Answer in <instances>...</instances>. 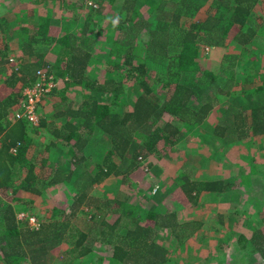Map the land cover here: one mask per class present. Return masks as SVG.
Listing matches in <instances>:
<instances>
[{"label":"trees","instance_id":"1","mask_svg":"<svg viewBox=\"0 0 264 264\" xmlns=\"http://www.w3.org/2000/svg\"><path fill=\"white\" fill-rule=\"evenodd\" d=\"M28 1L37 6L55 0ZM115 1L91 0L97 12ZM198 1L121 0L118 34L108 36L107 50L86 37L88 20L79 38L65 32L51 46L50 20L27 25L34 10L0 17V73L6 75L0 83V264H78L95 241L110 246L108 264H169L173 248L179 249L200 230V223L180 222L174 206L195 204L202 192L222 194L228 182L186 180L177 198L166 195L146 212L125 192L137 184V173L148 171L145 160L167 155L182 125L203 124L219 97L228 104L211 127L214 138L229 143L264 138V19L253 11L259 0H211L203 20L197 18L202 7ZM140 7L147 9L153 23ZM143 33L148 37L146 55L166 68L158 75L159 91L149 85L147 62L139 55L136 41ZM8 38L15 39L21 51L17 64L6 56ZM231 40L241 47L259 46L262 63L258 71L251 70V77L261 80L262 88L234 92L238 56L225 53L218 62L204 56L206 46L223 49ZM49 53L51 62L46 60ZM94 61L101 76L93 79ZM254 61L249 60L253 67ZM39 71L53 78L57 88L50 94L61 98L54 115L61 122L52 132V147L65 148L60 152L69 160L65 168L49 163L50 145L33 148L39 127L9 119L21 104L22 90L34 83ZM126 83L140 92L130 109L116 106L112 97ZM70 90L80 92V103L67 100ZM164 116L171 122L162 123ZM61 185L72 187L66 209L54 210L49 221H38L37 229L18 219L25 212L18 202L20 193L41 196ZM100 186L108 194L94 195ZM80 215L90 223L86 232L71 226L70 219ZM109 216L115 217L113 222ZM164 233L177 246L159 244ZM248 244L264 261V232L255 230Z\"/></svg>","mask_w":264,"mask_h":264},{"label":"rangeland","instance_id":"2","mask_svg":"<svg viewBox=\"0 0 264 264\" xmlns=\"http://www.w3.org/2000/svg\"><path fill=\"white\" fill-rule=\"evenodd\" d=\"M90 2L91 0H55L34 6L28 0H0V17L3 15L13 17L14 14L20 16L29 9L34 10L33 18L29 19L27 25L32 28L35 23L41 24L44 19L50 20L52 22L49 35L51 46L55 38L65 32L79 38L83 32L84 23L88 20L86 37L93 38L96 43L107 50L108 46L105 42L108 36L115 37L118 34L115 26L121 0H116L113 6H107L101 12H97V5L93 7L94 10H90ZM198 4L202 7L197 18L203 20L211 9V0H199ZM140 9L141 13L153 23L152 18L148 16L147 9L145 7H140ZM253 11L257 18L264 19V0H259ZM2 37L3 35L0 38ZM147 39V34L143 33L136 43L141 49L139 50L141 59L144 61L146 59L147 62L149 85L159 91L161 84L158 83V75L164 73L166 68L159 61L146 55ZM7 41L10 49L6 56L12 60L13 64H17L21 56L17 41L10 38ZM0 43L3 44L2 41ZM225 53L238 56L234 66L236 77L234 92L242 93L250 90L252 86L254 89L262 88L261 80L251 77L253 75L251 70L258 71L262 63L259 46L241 47L231 40L226 48L206 46L203 52L204 56L213 62H218L221 55ZM248 58L249 60L255 59L254 67L251 66ZM52 59V53H49L46 60L51 62ZM97 66L99 65L95 61L91 65L94 71L93 79L101 76ZM6 71L7 75L11 74L7 68ZM5 77L6 75L0 73V83H3ZM125 86L121 93L112 97L115 98L116 106L125 105L130 109L140 92L134 90L135 87L129 83ZM67 96L68 101L74 100L75 103H80L82 100L80 92L75 90L68 91ZM119 96L122 99H119ZM60 102V97L49 93L42 96L36 104L35 115L38 119L36 124L32 125L39 127V130L34 139L33 148L35 145L37 147L44 144L50 145L49 163L52 166L58 165V168H65L69 160L65 154L60 155L62 151L65 153V148L63 149L61 145L52 147L54 143L52 132L60 126L61 122L54 117L57 111L56 106ZM227 104L228 99L219 97L215 102L214 110L209 113L203 124L200 126L197 124L182 125L178 142L167 155L161 159L152 155L145 160L148 171L146 173L141 171L133 177L137 184L133 183L130 190H125L121 186V190H125L129 195L130 201L146 212L161 203L166 195L177 198L186 180H224L228 182V188L222 194L202 192L195 204L184 207L174 206L180 222L195 221L200 223L201 228L194 236L182 243L179 249L175 250L173 245L177 246V243L171 236L167 238V233L160 236L157 240L159 244H166L173 248L169 256L172 259L169 264H264L255 248L248 244L255 230L264 232V138H248L231 143L214 138L211 135V127L214 126L218 115ZM11 113L9 119H13ZM166 122H171L168 116H164L162 123ZM162 123L160 125H163ZM39 151H42V148H39ZM44 168H47V164ZM70 188L72 187L67 188L62 185L49 187L41 196L20 193L17 196L18 202H21L20 208L25 212L19 213L17 217L23 221L27 217L40 222L49 221L54 210L66 209V199L71 195ZM101 189V186L96 187L93 194H108V190L102 191ZM110 190L112 192L114 186ZM170 205L171 201L168 207ZM66 214L69 215L68 212ZM86 217V215H80L70 219L71 226L80 228L84 232L88 231L90 223L85 220ZM108 218L111 222L115 219L114 216ZM109 256L110 246L101 241H95L91 243V253L78 264H108Z\"/></svg>","mask_w":264,"mask_h":264},{"label":"built area","instance_id":"3","mask_svg":"<svg viewBox=\"0 0 264 264\" xmlns=\"http://www.w3.org/2000/svg\"><path fill=\"white\" fill-rule=\"evenodd\" d=\"M89 5L96 7L91 2ZM10 61L12 62V60ZM56 86L57 84L53 78L50 76L48 77L44 71L37 72L34 83L22 90L23 102H21L20 108L13 112V120H26L31 125L36 124L38 119L37 115H35L36 104L39 102L42 96L51 93L53 89L57 88ZM24 220L27 221L28 226L31 229L38 228V221H36L34 218L27 217V219Z\"/></svg>","mask_w":264,"mask_h":264},{"label":"clouds","instance_id":"4","mask_svg":"<svg viewBox=\"0 0 264 264\" xmlns=\"http://www.w3.org/2000/svg\"><path fill=\"white\" fill-rule=\"evenodd\" d=\"M113 23H115V21H113Z\"/></svg>","mask_w":264,"mask_h":264}]
</instances>
